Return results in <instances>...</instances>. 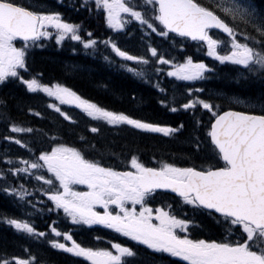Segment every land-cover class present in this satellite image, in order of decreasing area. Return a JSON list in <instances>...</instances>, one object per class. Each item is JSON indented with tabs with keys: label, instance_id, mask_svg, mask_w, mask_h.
<instances>
[{
	"label": "snow or ice",
	"instance_id": "6c2138e0",
	"mask_svg": "<svg viewBox=\"0 0 264 264\" xmlns=\"http://www.w3.org/2000/svg\"><path fill=\"white\" fill-rule=\"evenodd\" d=\"M94 4L97 10H103L112 29H124L134 20L142 29L146 26L169 40L173 48L177 43L183 48L182 39L178 42L177 38H190L201 47L206 46L207 56L221 64L240 66L237 78L247 79L246 73L264 78V12L255 7L253 0H94ZM81 7L91 11L90 0H82ZM52 30L57 44L69 37L85 49L96 48L97 40L91 32H86V38L82 37L81 24L66 22L59 11L48 7L46 0H0V83L9 78L18 79L29 92H43L60 105H75L93 121L107 125H129L164 135L177 131L99 106L61 83H42L37 76L26 79L21 70L28 71L26 54L30 43L50 37ZM217 32L225 38H220ZM102 43L123 61L134 62L136 66L122 63L121 67L141 78L146 75L142 66L150 63L157 66L153 68L157 74L163 70L158 66L169 65L167 76L178 81L202 80L207 72L213 71L202 60L194 61L191 56L185 57L182 63L166 58L164 52L151 43L147 46L150 57L130 54L111 38ZM104 59L111 62L109 56ZM156 87L165 91L159 83ZM203 91L187 88L190 98L180 107L188 110L199 106L211 113L207 136L213 146L214 164L178 167L175 163L160 161L158 167H149L133 154L127 161L128 170H117L114 165L106 166L105 153L84 136H80L82 146L75 147L59 142L61 138L52 135L48 149L35 155L30 141L6 135L5 141H14L26 148L33 158L19 159L23 167H17L5 152L9 167L0 169V180L5 181L0 191L13 195L22 214L27 216L34 212H27L25 206L44 211V208L37 209L31 199L35 192H41L54 206L47 211L62 209L73 224L103 225L137 245L179 258L186 264H264V98L222 96L228 103L247 110L219 111V103L200 98L198 94ZM170 102L175 103V96ZM160 103L167 105L169 101ZM48 107L66 120L72 119L59 105L49 103ZM170 110L175 112L177 108ZM9 127L16 134L34 131L15 122ZM90 131L97 133L99 129L90 127ZM90 152L99 153V158H88ZM9 175L18 180L36 181L39 187L33 184L29 191L25 183L13 185L7 182ZM78 185L85 186L86 190H77ZM157 190L174 193L175 207L167 202L163 206H150L156 195L165 194ZM97 206L103 211H97ZM184 207H189L192 213L202 212L214 221L221 232L220 239L190 238V226L199 225L195 215L177 213V209ZM2 219L18 232L34 239L45 238L52 248L83 258L89 264H131V259L137 256L133 247L117 242H110L111 248L82 246L68 231L62 232L53 226L55 221L48 225L52 236L48 239L30 220L7 216ZM59 237L65 242L57 239ZM25 253V258L0 256V264H44L28 249Z\"/></svg>",
	"mask_w": 264,
	"mask_h": 264
},
{
	"label": "trees",
	"instance_id": "16d2710c",
	"mask_svg": "<svg viewBox=\"0 0 264 264\" xmlns=\"http://www.w3.org/2000/svg\"><path fill=\"white\" fill-rule=\"evenodd\" d=\"M65 1L66 4L78 5L77 0ZM46 3L51 10L59 11L65 21L81 24L82 30L79 34L82 37L86 38V32H91L92 37L98 41L96 52L88 54L80 42L72 41L69 37L60 44H57L54 36L48 40L43 39L39 45L28 48L26 54L28 71L21 70V74L26 79L37 76L42 83H61L99 106L123 111L134 118L175 128L177 131L170 135H162L135 129L129 125L113 127L103 121H93L76 107L67 110L72 119L66 120L48 107L52 102L51 97L29 92L18 79L9 78L0 86V101H2L0 102V140L2 141L6 135H17L12 133L9 127L15 122L21 127L34 129L30 134H19V137L37 145L36 147L48 149L51 142L49 137L52 135H58L61 138L59 142L81 147L80 136H84L105 153L106 166L112 163L114 166H119V161H128L131 155L135 154L146 166L158 167L159 162L163 161L175 163L178 167L195 165L199 168L215 163L212 159L213 146L207 136L211 113L199 106L188 110L180 107L190 98L187 88L203 89L204 91L198 94L200 98L210 99L214 104L219 103L221 106L219 111L247 110L241 105L228 103L221 98L222 96L264 98V78L246 74L247 79L237 78L240 66L228 62L221 64L207 56L206 47H201L197 42L177 38L178 42L182 39L183 48L179 43L173 48L170 47L169 40L151 32L146 26L142 29L139 24L131 26L122 34L117 33L107 25L102 9L98 10L95 23L93 15L87 10L80 12L82 13L80 15L76 13L75 8H64L57 0H46ZM253 3L258 10L264 12V0H253ZM217 35L224 39L219 33ZM109 38L130 54L150 57L147 46L151 43L158 51H163L166 58H175V62L182 63L185 57L191 56L194 61L202 60L213 71L207 72L205 79L202 80L178 81L175 77L167 76L169 65L158 66L163 70L157 74L153 71L157 66L150 63L148 66H142L148 75L138 78L120 67L123 62L136 66L134 63L121 60L115 56L110 47L102 43L104 39ZM104 56H109L111 62L105 60ZM157 83L160 88L165 89L164 92L159 91L156 87ZM173 96H175L174 104L170 102ZM161 100H168L169 103L161 104ZM172 107H176L177 111H171ZM256 111L259 114L258 108ZM37 112L40 113L39 116L35 114ZM90 127H97L99 131L92 133ZM10 151L17 157L33 158L29 152L19 147L14 146L8 150V153ZM34 154L38 155L39 152L35 151ZM88 158H99V153L90 152ZM0 164L4 166L1 159ZM3 182L5 181L0 180V188L5 186ZM7 182L16 185V180L11 176H8ZM20 215H22L21 206L8 194L0 191V256L25 258V249H28L44 264H71L62 257L59 249L52 248L44 239L23 237L2 219L5 216L17 218ZM54 221L56 223L53 226H57L60 230L58 214L46 218L47 225L53 224ZM39 222L40 226H44L45 221L39 219ZM38 229L44 231V228L39 226ZM46 231H50L49 227H46ZM211 231L215 230L211 228Z\"/></svg>",
	"mask_w": 264,
	"mask_h": 264
},
{
	"label": "flooded vegetation",
	"instance_id": "af4514ba",
	"mask_svg": "<svg viewBox=\"0 0 264 264\" xmlns=\"http://www.w3.org/2000/svg\"><path fill=\"white\" fill-rule=\"evenodd\" d=\"M63 5H66L63 3ZM81 5L78 6V9H81ZM94 14V18H96V7L93 8L92 10ZM30 146L37 151L40 150H45L46 148H39L36 147L33 144H30ZM9 148V145L5 143L3 144L2 139L0 140V155L3 153V150H6ZM24 150L28 151L26 148ZM130 166L128 167H121L117 168V170H128ZM24 181V180H23ZM30 185L35 184L34 181H28ZM77 190L84 191L86 190V187L83 185H78L75 186ZM162 192V191H158ZM164 195H156L155 199L150 202V206L155 207V206H163L164 202L167 203H172L173 206L175 207V201L176 197L174 194L166 193L164 192ZM46 198V197H43ZM33 201H35L32 198ZM51 203V202H50ZM52 204V203H51ZM138 207V206H137ZM26 209H28L27 212H34L33 209L30 207L25 206ZM42 208H44V213L42 217V221H45L44 226H40L39 224H36L37 226L44 228V232L46 233V227L48 225L46 224V218L50 217V212L47 211L48 208H51L48 205H44ZM110 209H114V206H110ZM97 211H103V209L100 206H97L96 208ZM181 211L187 212L189 216L195 215V219L199 225V227H192L190 226L189 232H190V238H211V239H220L221 237V232L220 230L215 226L214 221H212L210 218L206 216V214L202 212H196L192 213L189 210V207H184L182 209H177V213L179 214ZM40 214L39 212H35ZM17 218L21 219H27L30 221L34 222V216H27V215H20ZM60 231H68L70 235L73 236V239L76 240L78 243H80L82 246L86 247H108L111 248L110 242H117V243H122L125 246L128 247H133L137 251V256L134 259H131V264H186V262L181 261L179 258H173L168 256L167 254H160V253H155L152 250H149L146 248V246L143 245H137V242L131 241L127 237H123L119 233L114 232L112 229H108L104 227L103 225H77L73 224L71 221V218L66 216V214L63 212L62 209H60ZM211 228H213L215 231L212 232ZM18 234L21 236L25 237L27 236L26 234L22 232H18ZM44 240L47 242V240L44 238ZM59 240L61 242L63 241V237H59ZM69 243L70 246V242ZM48 244V243H47ZM114 251V250H113ZM62 257L65 260H69L71 264H89L86 260L83 258H78L74 257L70 253H66L63 250H60Z\"/></svg>",
	"mask_w": 264,
	"mask_h": 264
},
{
	"label": "rangeland",
	"instance_id": "374dc122",
	"mask_svg": "<svg viewBox=\"0 0 264 264\" xmlns=\"http://www.w3.org/2000/svg\"><path fill=\"white\" fill-rule=\"evenodd\" d=\"M123 15V14H122ZM125 19H128V17H126L125 16ZM132 22H134V20H132V21H130V23H132ZM130 23H128V24H126L125 25V27H127ZM118 30H120V31H123V29H118ZM52 32H53V34L50 36V37H48V38H43V37H41L39 40H38V42H35V44H31L30 43V46H29V48H33V47H35V46H37V45H39L40 43H41V41H43V39H46V40H48V39H51L53 36L55 37V31L54 30H52ZM67 38V37H66ZM65 38V39H66ZM63 41V40H62ZM61 41V42H62ZM60 42V43H61ZM204 47H206V46H204ZM87 51H88V53H91V54H93L94 53V51H92V48H89V49H87ZM122 60V59H121ZM127 62V61H126ZM123 63H125V62H123ZM132 63H134V62H132ZM122 64V63H121ZM128 64V63H127ZM132 66H134V65H132ZM121 69H123V70H125L124 68H122L121 67ZM170 70V67H168V69H167V71H169ZM126 71V70H125ZM128 72V71H127ZM130 73V72H129ZM130 74H132V73H130ZM147 72H146V75H145V77L147 76ZM133 75V74H132ZM246 75H248L247 73H246ZM133 76H135V75H133ZM135 77H138V76H135ZM138 78H141V77H138ZM43 93V92H42ZM52 98V102L53 103H55V104H57V105H59V107L61 108V111H67V109L68 108H70L72 105H60L59 104V102L58 101H56L55 100V98L54 97H51ZM64 109V110H63ZM11 136H15L16 138H19L20 139V137L19 136H16V135H11ZM7 143H10V144H15L14 143V141H6ZM15 145H17V144H15ZM13 159V163L17 166V167H23V165H21L20 163H19V159H16V158H12ZM2 161L3 162H5V159L3 158L2 159ZM7 164V163H6ZM1 166V165H0ZM9 167V165L7 164V167H5V170L7 169ZM22 176H23V174H21ZM35 182V185L37 186V187H39V183H37L36 181H34ZM40 183H42V182H40ZM29 188V187H28ZM29 191H32V188H29ZM11 197H13V198H15L13 195H11V194H9ZM43 197H46L45 195H43V193H41V192H35L33 195H32V197H31V199L33 198L35 201L34 202H36V204H37V209H40V208H42L44 205H48V206H50V207H54L51 203H49L48 202V199L46 200V198H43ZM16 199V198H15ZM42 202V203H41ZM37 212H39V211H37ZM40 214H41V216H43V213H44V211L43 212H39ZM38 213H34L33 214V216H36ZM33 222V221H32ZM34 223V226L36 227L37 225H36V223L35 222H33ZM13 228V227H12ZM37 228V227H36ZM14 229V228H13ZM16 230V229H15ZM23 233V232H22ZM25 234V233H24ZM27 235V234H26ZM28 237H30L29 235H27ZM46 236H47V238L48 239H50V238H52V236H51V233H50V231H46ZM30 238H32V237H30ZM57 239H59V238H57ZM47 240V239H46Z\"/></svg>",
	"mask_w": 264,
	"mask_h": 264
},
{
	"label": "water",
	"instance_id": "95a60500",
	"mask_svg": "<svg viewBox=\"0 0 264 264\" xmlns=\"http://www.w3.org/2000/svg\"><path fill=\"white\" fill-rule=\"evenodd\" d=\"M190 39V38H189ZM234 111H237V110H234ZM160 191H165V192H168L167 190H160ZM174 194V193H173Z\"/></svg>",
	"mask_w": 264,
	"mask_h": 264
},
{
	"label": "bare ground",
	"instance_id": "6f19581e",
	"mask_svg": "<svg viewBox=\"0 0 264 264\" xmlns=\"http://www.w3.org/2000/svg\"><path fill=\"white\" fill-rule=\"evenodd\" d=\"M42 255V254H41ZM41 257V256H40Z\"/></svg>",
	"mask_w": 264,
	"mask_h": 264
}]
</instances>
